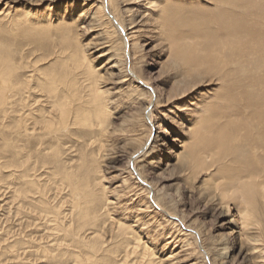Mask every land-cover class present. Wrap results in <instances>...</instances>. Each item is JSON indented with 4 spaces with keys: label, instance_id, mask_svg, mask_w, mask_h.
<instances>
[{
    "label": "rangeland",
    "instance_id": "obj_1",
    "mask_svg": "<svg viewBox=\"0 0 264 264\" xmlns=\"http://www.w3.org/2000/svg\"><path fill=\"white\" fill-rule=\"evenodd\" d=\"M209 2L0 0V264H264V52Z\"/></svg>",
    "mask_w": 264,
    "mask_h": 264
},
{
    "label": "bare ground",
    "instance_id": "obj_2",
    "mask_svg": "<svg viewBox=\"0 0 264 264\" xmlns=\"http://www.w3.org/2000/svg\"><path fill=\"white\" fill-rule=\"evenodd\" d=\"M207 1L208 2L210 1L209 3L213 2L214 6H215L214 7L215 9L212 10L211 13L209 11L204 12L205 16L210 17V20H211L210 21L211 22L210 27H211V29H213L211 32H209L210 34L208 33L209 38L213 39L215 36L218 35L217 36L218 37V43L214 42L213 44L222 45L224 43L229 42L230 44L237 46L239 48L242 47L243 52L246 51L247 53L251 54L252 50H255L256 54H258V55H260L261 53L263 54L264 46H263V39L261 37L262 32H261V30H258L257 28H258L259 20H261L260 19L261 16H263V18H264V10L262 11L261 15H258L256 13L255 9L254 10H252V9L255 7L256 4H258L259 1H263V4H264V0H207ZM176 9H178V8H176ZM177 12H180V10L178 9ZM189 19L190 18H187V21ZM205 26H206V24H205ZM243 28L252 32L254 37H252L250 39H244L242 42H241V39L237 38L236 42H232L231 41L232 37H234L236 35V33L239 32ZM0 46H1V44H0ZM244 46L246 48H244ZM2 47L3 46H1V49H0V69H1L0 70V103H2L1 100L8 101L6 94L10 91V89L12 87H18V86L22 85L21 89H23L25 87L30 88L29 79L24 80V82H21L19 79H18V81L16 80V77L18 76L16 68H18V66L17 67L15 66V68H14V65H12L10 57H9V53L7 51L8 49L2 48ZM206 47H208V45H206ZM215 47H216V45H215ZM209 48L210 47H208L207 50H209ZM248 48H250V49H248ZM217 49H218V47H217ZM221 55L223 56V55H225V53L221 52ZM13 64H14V62H13ZM225 67H226V65H225ZM231 71H233V69ZM60 74H64V72H60ZM88 74H89V78L87 79L86 82L91 81V79L93 77H95V75H96L95 71L91 70V69H89ZM88 74H87V76H88ZM51 77L53 78V76H51ZM52 78L51 79L48 78V80H52ZM2 82H4L7 85L2 84ZM52 83H54V81H52ZM52 83H48V84H52ZM92 86H93V84H92ZM92 86L90 83V86L88 88L90 89V93L95 95V94H97V92H95V90L93 88L94 86L93 87ZM54 87H55V85H54ZM45 88L48 91V93H50V94H54L55 92H57L55 89L56 87L53 89L51 86H49V88H48L47 82H46ZM15 93H18V92H15ZM6 106H7V109H5ZM6 106L4 108L2 105L0 106V108L2 109V112L4 114L8 115L9 111H6V110H10V113L12 114L14 112L12 103L8 102L6 104ZM18 121L20 122L19 119H18ZM49 121H50V119L47 118V119L43 120V123L46 124ZM10 122H13V120L10 119ZM246 128H247V126L245 127V126L240 125V124L236 125V126H234L233 132L232 131L230 132L229 130H227L228 136L225 139H222V136L220 134L216 133L215 136L213 137V141H214V143L215 142L229 141L232 134L234 133V136H235L234 146H235V148L239 152H244L246 150V148L248 147L247 134L245 133ZM239 135H240V138L238 139ZM197 143H198V141H197ZM187 157H188L187 154L183 155L182 161L184 164H185V162L187 163ZM238 176L240 178L246 177L247 180L250 179V176H248L244 173H241ZM253 198L256 199L255 195L251 196V199H253Z\"/></svg>",
    "mask_w": 264,
    "mask_h": 264
}]
</instances>
